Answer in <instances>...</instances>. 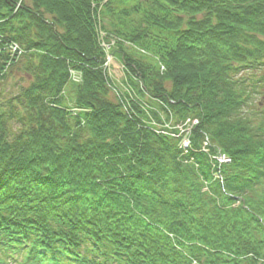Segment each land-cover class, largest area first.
<instances>
[{
    "label": "trees",
    "instance_id": "16d2710c",
    "mask_svg": "<svg viewBox=\"0 0 264 264\" xmlns=\"http://www.w3.org/2000/svg\"><path fill=\"white\" fill-rule=\"evenodd\" d=\"M100 32L126 69L117 90ZM14 69L0 264H264V0H0V84ZM142 109L197 118L191 148ZM204 137L230 159L221 180Z\"/></svg>",
    "mask_w": 264,
    "mask_h": 264
},
{
    "label": "rangeland",
    "instance_id": "374dc122",
    "mask_svg": "<svg viewBox=\"0 0 264 264\" xmlns=\"http://www.w3.org/2000/svg\"><path fill=\"white\" fill-rule=\"evenodd\" d=\"M109 57L110 63L112 62L115 63L113 55H107L106 58ZM118 76H116V79L121 76V71L120 73H117ZM21 75L19 73L15 72V69L8 75L6 79L3 80V82L0 84V102H2L3 99H6L8 95H10V92H14L16 89V84L17 85H23L25 82L24 80L20 77ZM117 83V82H116ZM20 258L17 257L16 261H18Z\"/></svg>",
    "mask_w": 264,
    "mask_h": 264
},
{
    "label": "built area",
    "instance_id": "2783aa9c",
    "mask_svg": "<svg viewBox=\"0 0 264 264\" xmlns=\"http://www.w3.org/2000/svg\"><path fill=\"white\" fill-rule=\"evenodd\" d=\"M105 48L108 49V47H106V46H105ZM14 50H15V49H14ZM108 59H109V57L107 58V61H106L105 65L110 63V61H109ZM194 123H195L194 121H193V123H192V122H190L189 120H187V121H186V122L180 127V129H182V127H184V131L188 132V131L190 130L191 126H192Z\"/></svg>",
    "mask_w": 264,
    "mask_h": 264
}]
</instances>
